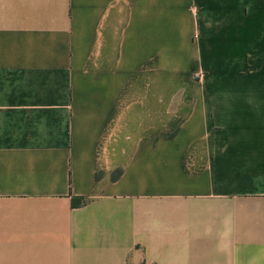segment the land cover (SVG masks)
Segmentation results:
<instances>
[{
  "label": "crops",
  "instance_id": "crops-1",
  "mask_svg": "<svg viewBox=\"0 0 264 264\" xmlns=\"http://www.w3.org/2000/svg\"><path fill=\"white\" fill-rule=\"evenodd\" d=\"M0 264H264V0H0Z\"/></svg>",
  "mask_w": 264,
  "mask_h": 264
},
{
  "label": "trees",
  "instance_id": "trees-1",
  "mask_svg": "<svg viewBox=\"0 0 264 264\" xmlns=\"http://www.w3.org/2000/svg\"><path fill=\"white\" fill-rule=\"evenodd\" d=\"M121 173H122V169L117 168L111 173L110 177L112 180H115L121 175ZM100 176H101V173H96L95 178L98 179ZM85 202H86L85 198H74L72 201V205L80 206V205L84 204Z\"/></svg>",
  "mask_w": 264,
  "mask_h": 264
}]
</instances>
